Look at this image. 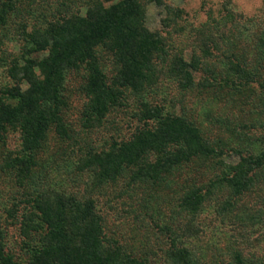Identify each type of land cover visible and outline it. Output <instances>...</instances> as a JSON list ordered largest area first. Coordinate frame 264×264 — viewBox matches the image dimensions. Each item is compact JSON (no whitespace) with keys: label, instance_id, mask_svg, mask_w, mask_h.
Here are the masks:
<instances>
[{"label":"rangeland","instance_id":"374dc122","mask_svg":"<svg viewBox=\"0 0 264 264\" xmlns=\"http://www.w3.org/2000/svg\"><path fill=\"white\" fill-rule=\"evenodd\" d=\"M121 1L0 0V252L18 264H72L76 245L81 264L104 248L112 250L110 264H264V161H253L264 154V0H131L123 27L73 46L81 55L42 66L59 41L101 28ZM239 33L255 46L243 77L254 74L256 83L219 87L231 63L204 52L240 51ZM90 67L117 95L99 120L84 90ZM51 72L61 79L56 96L36 115L9 117L20 95ZM40 113L50 123L30 147L27 132L36 127L28 131L20 120ZM181 126L191 129L188 141H174L172 129ZM164 134L175 136L166 146ZM154 136L149 150L159 152L143 156L148 163L166 157L152 176L116 161ZM61 210L53 220L74 239L68 255L49 248L42 221L43 212Z\"/></svg>","mask_w":264,"mask_h":264},{"label":"trees","instance_id":"16d2710c","mask_svg":"<svg viewBox=\"0 0 264 264\" xmlns=\"http://www.w3.org/2000/svg\"><path fill=\"white\" fill-rule=\"evenodd\" d=\"M131 0H122L121 2L113 5L110 8V12L109 15L106 17L105 21H103L100 24L101 28H98L95 30V28H90L88 31L84 32V33H78V35H75L74 37H72V39L75 40H62L59 41L58 44H61L60 49H58L59 51L57 53H54L51 57H49L48 59L44 60L42 63V66H47L46 64H51L52 61L54 62L55 59H60V58H68V57H73L75 55H77L76 52L78 51H72V47L73 46H79V45H84L88 42L91 43H96L98 42V40H101L102 38H104V35L106 34V30H109V27L113 26V25H117V26H121L123 27L125 24H122L121 21L127 17H132L130 10H129V3ZM90 24H87L86 26L89 27ZM235 28V27H234ZM233 28V29H234ZM103 32L104 35L102 34ZM109 32V31H108ZM229 34H231V31L228 30ZM242 33H239V35L235 38L237 40V46L240 48L241 45L243 46V48H240V51L238 50V48H235L236 51H231L229 52L230 54H217L214 53L212 51V53H208L207 50L204 52L205 57H213L214 59H216L218 62H221L222 64H224V66L228 63H231V66H227V70L224 72V74H222V76L218 77V86H246V85H250L253 83H256L255 81H253V75L250 76H245L243 77V63H245V61H254L256 58V49L255 46L249 43H245V39L241 38ZM228 36V35H227ZM221 40H223V44L228 45V42L230 41V39L227 37H223L221 38ZM241 44V45H240ZM74 48V47H73ZM264 52V51H263ZM89 52L87 51V56L89 58H91L92 54L88 55ZM203 54V53H202ZM203 54V55H204ZM78 55H81L80 52H78ZM83 55V54H82ZM55 57V58H53ZM224 60V61H223ZM225 61H227L226 63H224ZM260 61H264V55L263 57L260 59ZM233 63V64H232ZM237 63H241L242 65L239 66L237 65ZM168 72H173L175 71V73L179 72V69L175 66H171L167 69ZM252 73V72H251ZM101 72L99 70H97L94 67H90L88 68V74H86L87 78V84L85 86V93L88 95L90 94L89 97V101L91 103V106H94V111L96 112V117L94 118L95 120H99L100 118H102L107 112H109L111 109H113L112 107L115 106L116 104V90L114 89V91L110 90L107 88L106 85H104L103 82V77L101 76ZM54 73L51 72L47 78L46 81L42 82V83H37V84H32L31 86H33L31 88V90H29L30 93L25 94V95H20V104L19 107L16 108V106L12 107L13 110L11 113H9V117L11 116H15V118H20V114L21 112H26L27 110H31V112L36 115L37 110L39 107H41V105L43 104V101H49L50 99H52L53 97H55L56 93H57V87L61 85V79L59 76H53ZM103 75V74H102ZM142 75V74H141ZM140 75V76H141ZM151 77H155V73L153 71H151L150 73ZM230 75L231 78L234 76V78L236 77V80L241 81L240 83L234 84L232 83L233 80H229L230 79ZM104 76V75H103ZM149 77V76H148ZM147 77V80H148ZM181 77V76H179ZM143 80H146L143 79ZM244 80V82H243ZM229 82V83H228ZM115 101V102H114ZM32 115V116H34ZM100 117V118H99ZM21 123H24V127L26 128V130L30 131L33 127H36L35 131H31L30 133L27 132L28 134V138H26V142L29 144L30 147H33L34 145H38V137L43 138V134H41V132L44 130L45 125L49 124L50 122V118H48V116H43L42 113H40V116L38 118L33 117V119L31 120H26V118H21ZM6 123L12 124L11 121H9V119L6 121ZM167 128L168 131H170V124H167ZM174 129H172L173 133H176V137L174 136V134L172 136H170L168 138V140L173 141L174 137L175 140L178 138H184L186 136V140L184 139V141H188L187 140V134L190 133V128H186L185 126H181V130L176 127H173ZM2 126H0V132H1ZM157 136H154L153 140L151 141H147V139L143 140L140 139V143L138 145H134L132 148H127V152H123L120 156L117 157L116 161L122 164H125L126 168H136L135 169V175L139 174V175H143L144 177H148V176H152L153 173L155 171H159V164L157 161H159L160 159H157L155 162L153 163H148V158L146 159L145 157H147V155L151 154V152H153L152 155H155V152H159L154 149H151V144L154 141H157ZM166 138V134H164L163 138H162V142L160 143L162 146H166L169 144V141ZM147 149L148 154L144 155V152ZM143 150V151H142ZM26 152L28 153V156H31L32 152L30 149H26ZM161 152V151H160ZM163 159H161L160 161H163L165 156H162ZM251 157H249L248 159H250ZM166 163L169 161V159L165 160ZM253 161L257 162V164H262L264 161V154L261 155V157L259 156H254L253 157ZM101 165H103L102 162H100ZM122 164V165H123ZM162 164V163H161ZM144 166V167H143ZM162 171H167V167L164 166L163 164L160 165ZM143 167V168H142ZM161 171V172H162ZM98 182V180H97ZM42 197H44V195H42ZM35 204L40 206V203L35 202ZM73 206L71 207L72 209H76V205H74V203L72 204ZM41 207V206H40ZM69 210V209H68ZM70 210V211H71ZM47 212H43V218L42 221L43 223L46 224L47 228L49 227V238L52 239L51 245L54 246H49V248H54L55 251L58 252H62L65 255H68V252L72 251V244H74V239L72 237H70L69 235H66V237L62 234L61 231V224L60 221L58 222L57 220H53L54 216H59L62 213V210L57 214H53L52 216H46ZM78 212H75L74 210V214L76 215ZM42 214V212H41ZM82 221L86 220V218L84 217V214H82ZM80 220V221H81ZM79 221V222H80ZM81 228L83 227L82 225L80 226ZM32 228L34 229V231L36 230H42V226L40 224L37 223H33L32 224ZM89 232L88 229L84 228L82 230V237L84 239H87L88 235L87 233ZM90 242V241H89ZM88 243V242H87ZM92 243V247H95V244L93 242ZM112 253V250L110 248L105 249L104 248V254L103 255H99L96 256L95 254H93L94 259H92L90 261L89 264H110V255ZM45 254L44 252H41V255ZM108 255V256H107ZM74 256H76L75 258V262L74 260L72 261V264H81V262L83 261L84 256L80 253V246L76 245L74 247ZM0 263L1 264H18L16 262H13L12 259L10 257H4L3 254L0 252Z\"/></svg>","mask_w":264,"mask_h":264}]
</instances>
